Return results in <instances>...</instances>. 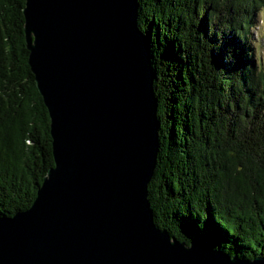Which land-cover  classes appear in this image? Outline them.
I'll return each mask as SVG.
<instances>
[{
  "label": "trees",
  "instance_id": "16d2710c",
  "mask_svg": "<svg viewBox=\"0 0 264 264\" xmlns=\"http://www.w3.org/2000/svg\"><path fill=\"white\" fill-rule=\"evenodd\" d=\"M159 150L155 225L229 258L264 259V0H137ZM25 0H0V217L27 210L53 167L50 119L28 65Z\"/></svg>",
  "mask_w": 264,
  "mask_h": 264
},
{
  "label": "water",
  "instance_id": "95a60500",
  "mask_svg": "<svg viewBox=\"0 0 264 264\" xmlns=\"http://www.w3.org/2000/svg\"><path fill=\"white\" fill-rule=\"evenodd\" d=\"M22 12L54 164L27 210L0 217V264H264L153 221L157 102L137 0H25Z\"/></svg>",
  "mask_w": 264,
  "mask_h": 264
},
{
  "label": "rangeland",
  "instance_id": "374dc122",
  "mask_svg": "<svg viewBox=\"0 0 264 264\" xmlns=\"http://www.w3.org/2000/svg\"><path fill=\"white\" fill-rule=\"evenodd\" d=\"M252 44L255 57L260 58L264 65V8L257 14L256 24L252 29Z\"/></svg>",
  "mask_w": 264,
  "mask_h": 264
}]
</instances>
